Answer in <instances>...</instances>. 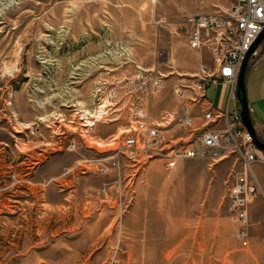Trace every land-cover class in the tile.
Listing matches in <instances>:
<instances>
[{"label": "rangeland", "instance_id": "obj_1", "mask_svg": "<svg viewBox=\"0 0 264 264\" xmlns=\"http://www.w3.org/2000/svg\"><path fill=\"white\" fill-rule=\"evenodd\" d=\"M205 4L209 11L184 14ZM228 4V0H0V180L7 183L0 191L14 194L25 162L29 167L36 165L48 152L90 151L97 154V163L91 164L90 159L86 167L80 162L64 168L61 175H66L65 181L70 177L71 182L86 172L107 177L96 193L113 219V246L103 264L263 261L260 248L264 240L255 246L250 237L263 229L249 212L255 198L264 200L255 175L262 195L258 192L248 200L247 245L236 236L243 227L230 216L229 194L242 170L235 155L221 160H181L169 170L161 158L124 155L123 140L135 131L120 116L89 126L99 102L96 89L126 71L142 69L164 77L160 93L151 96L146 111L151 122L164 131L167 145L178 147L203 129H217L219 126L206 125L203 115L196 121L194 108L198 105L188 101L190 92L180 99L174 95L180 76L198 75L202 67L208 73L215 71L212 56L191 49L185 35L176 30L188 16L213 14ZM262 47L264 39L249 62ZM234 99L238 100L236 93ZM184 105L189 107L192 133L174 125ZM165 113L170 115L167 120L162 119ZM108 119L123 123L115 137L108 136L104 127L110 123L104 122ZM89 136L93 139L87 147ZM12 152L18 153L16 162L10 159ZM116 152L120 153L116 156ZM138 196L143 230L137 232L134 227L140 222H135L126 232L124 221L135 210ZM154 232H159L160 238ZM123 240L130 250L141 243L146 251H154L158 245L167 251L177 250L175 254H146L139 261L135 254L126 259ZM7 257L1 256L0 264Z\"/></svg>", "mask_w": 264, "mask_h": 264}, {"label": "crops", "instance_id": "obj_2", "mask_svg": "<svg viewBox=\"0 0 264 264\" xmlns=\"http://www.w3.org/2000/svg\"><path fill=\"white\" fill-rule=\"evenodd\" d=\"M209 10L208 4H205L184 14ZM245 92L254 131L264 143V47L247 65ZM205 95L211 106L220 112H240V104L232 98L229 84H211ZM194 113L196 121H200L202 107L196 106ZM122 125V122H110L104 127L108 136L115 137ZM102 138L98 136L99 140ZM92 139L89 136L85 145H90ZM17 155V152H12L10 159L16 162ZM258 156L262 158L264 153L258 151ZM96 157L97 154L90 151H56L48 152L31 167L30 163H24L26 167L18 174L20 182L15 185L16 188L13 186V196L7 195L6 190L0 191V197L4 198V205L0 207V257L8 256L4 264H103L113 246L110 230L113 219L108 205L100 203L96 193L107 177L86 172L74 177L76 182H71L70 177L65 181L66 175H61L64 168L80 162L86 166V161ZM8 163L11 165L12 162ZM253 173L264 193V166L254 164ZM61 180L66 183L59 184ZM5 186L7 183L0 180V187ZM142 189L143 186H140L139 190ZM140 197L135 210L124 221L126 232L129 227H134L130 223L135 222H140V226L136 225L134 229L137 232L139 228L143 230L144 217L139 214L142 205ZM249 212L263 225V229L250 235L253 244L260 245L259 241L264 240V200L255 198ZM158 233L153 235L160 238ZM122 248L125 249L126 259L135 254L138 261L146 254H175L177 250L174 247L172 251H167L165 246L158 245L153 248L154 251H146L143 243L136 250H133L135 247L130 250L125 240L122 241ZM260 249L264 250V247ZM258 264H264V259Z\"/></svg>", "mask_w": 264, "mask_h": 264}, {"label": "built area", "instance_id": "obj_3", "mask_svg": "<svg viewBox=\"0 0 264 264\" xmlns=\"http://www.w3.org/2000/svg\"><path fill=\"white\" fill-rule=\"evenodd\" d=\"M225 10L213 14L188 16L176 31L182 32L195 51H207L213 58L214 70L201 68L198 75L180 76L174 88L176 98H183L187 92L192 94L189 102L202 106L205 124L219 126L217 129H203L192 141L167 145L163 132L157 123L151 122L146 111L151 96H157L162 89L164 77L156 72L137 70L125 72L119 79L105 81L95 93L98 104L93 110L89 126L109 116L124 119L134 129L135 135L123 140L122 152L136 158H161L167 169H173L178 161L194 158L226 159L235 155L241 161L242 170L235 177V185L229 194L231 218L243 227L237 238L245 246L248 242L247 204L251 197L258 196V183L253 174L254 164L264 166V157L258 156V149L243 126L240 112H220L208 102L205 92L211 84L224 82L231 86V96L237 85V75L246 52L264 29V0H228ZM114 84V85H113ZM113 85V87H110ZM183 114L177 115L174 125L191 132L192 119L189 107L181 108ZM170 117L165 113L163 120ZM113 119V118H112ZM108 119L104 122L113 121ZM118 119V118H116ZM120 153V152H119ZM116 152L117 154H119ZM97 163V158L90 160ZM100 171H104L102 168ZM253 181V183L251 182ZM109 187V184H104ZM111 186V185H110ZM105 192V190H103Z\"/></svg>", "mask_w": 264, "mask_h": 264}, {"label": "water", "instance_id": "obj_4", "mask_svg": "<svg viewBox=\"0 0 264 264\" xmlns=\"http://www.w3.org/2000/svg\"><path fill=\"white\" fill-rule=\"evenodd\" d=\"M264 39V29L262 32L257 36L255 41L252 43L249 50L246 52L242 63L240 65L238 75H237V85H236V96L240 104V118L243 126L247 130V132L250 134L252 138V143L255 145V147L262 153H264V143L259 140L257 137L250 117V112L246 100V92H245V73L247 69L248 62L252 56V54L255 52L259 44Z\"/></svg>", "mask_w": 264, "mask_h": 264}]
</instances>
